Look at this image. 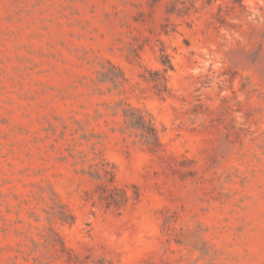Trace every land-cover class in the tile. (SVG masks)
<instances>
[{
  "label": "rangeland",
  "instance_id": "obj_1",
  "mask_svg": "<svg viewBox=\"0 0 264 264\" xmlns=\"http://www.w3.org/2000/svg\"><path fill=\"white\" fill-rule=\"evenodd\" d=\"M0 264H264V0H0Z\"/></svg>",
  "mask_w": 264,
  "mask_h": 264
},
{
  "label": "trees",
  "instance_id": "obj_2",
  "mask_svg": "<svg viewBox=\"0 0 264 264\" xmlns=\"http://www.w3.org/2000/svg\"><path fill=\"white\" fill-rule=\"evenodd\" d=\"M160 59L161 62L165 65L164 72L158 70L151 72V79L155 81V87L157 88L158 93L162 94L164 92H168L169 90V87L167 85V75L165 74V71H167L168 69H173V63L169 55L163 49ZM123 115L125 128L137 130L136 136L139 137L143 144H145L153 152H161L163 150V144L160 138L159 130L156 127L154 119L150 113L140 108L128 106L127 108L123 109ZM103 171L104 174H100L98 171L95 174L98 178H102L105 180L104 183L100 185V198L106 199L108 206H121L123 204H126L131 198L127 190L118 186L108 188L106 182H112L114 174L113 171L107 167H105ZM109 176L111 178L108 179ZM135 194L138 195L137 190L135 191Z\"/></svg>",
  "mask_w": 264,
  "mask_h": 264
}]
</instances>
